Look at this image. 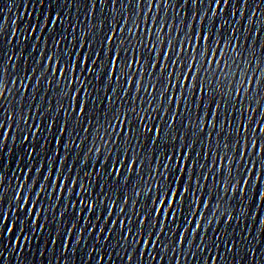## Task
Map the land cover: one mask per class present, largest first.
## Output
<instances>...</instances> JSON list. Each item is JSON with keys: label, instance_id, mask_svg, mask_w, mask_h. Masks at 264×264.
I'll return each instance as SVG.
<instances>
[{"label": "snow or ice", "instance_id": "obj_1", "mask_svg": "<svg viewBox=\"0 0 264 264\" xmlns=\"http://www.w3.org/2000/svg\"><path fill=\"white\" fill-rule=\"evenodd\" d=\"M206 38H207V37H205V39H206ZM110 39H111V37H110ZM118 66H119V65H118V53H117V58H114V59H113L112 69H111L110 75L116 71V68H117ZM122 69H123V68L121 67V71H122ZM61 74L63 75V70L61 71ZM81 112H83V108H81ZM145 130H146V131H151V129H145ZM156 132H157V134H159L160 129L157 128V129H156ZM261 132H264V128H261ZM25 139H28V138L25 137ZM261 151H264V148H261ZM134 163H135V161H133V164H134ZM182 167L184 168L185 171L187 170V169H186V166L182 165ZM0 179H2V177H0ZM57 179H59V178H57ZM242 190H243V189H242ZM183 192H184V193H187V192H188V188H187V187H184V188H183ZM178 195H179V189L173 191V192L171 193V197H169V195H168L167 193H165L164 198L161 199V201H160V206H161V207H160V209H158V211H163V205H164L166 202H167L169 205H173V204L176 202ZM261 201L264 202V193H261ZM25 203H28V198H27V197H25ZM83 203H88V207H89V209H92V208L95 207V202H83ZM229 219H231V217H229ZM198 227H199V225H198ZM12 230H13L12 228H9V231H10V232H11ZM145 243H147V242H145Z\"/></svg>", "mask_w": 264, "mask_h": 264}]
</instances>
